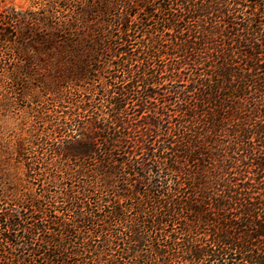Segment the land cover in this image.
<instances>
[{"label":"trees","instance_id":"obj_1","mask_svg":"<svg viewBox=\"0 0 264 264\" xmlns=\"http://www.w3.org/2000/svg\"><path fill=\"white\" fill-rule=\"evenodd\" d=\"M12 93L0 264H264V0H0Z\"/></svg>","mask_w":264,"mask_h":264},{"label":"rangeland","instance_id":"obj_2","mask_svg":"<svg viewBox=\"0 0 264 264\" xmlns=\"http://www.w3.org/2000/svg\"><path fill=\"white\" fill-rule=\"evenodd\" d=\"M32 2L33 0H10V3L17 8H27ZM10 96L13 100L12 107L6 110L4 106H0V148L3 149L2 146L8 141H16L30 133L36 134L43 124L32 116L35 105L29 99L19 98L17 93H12ZM1 97L2 95L0 101Z\"/></svg>","mask_w":264,"mask_h":264}]
</instances>
